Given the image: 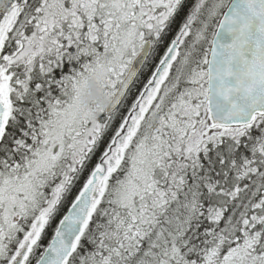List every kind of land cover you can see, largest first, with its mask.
<instances>
[{
    "label": "snow or ice",
    "instance_id": "snow-or-ice-1",
    "mask_svg": "<svg viewBox=\"0 0 264 264\" xmlns=\"http://www.w3.org/2000/svg\"><path fill=\"white\" fill-rule=\"evenodd\" d=\"M0 264H264V0H0Z\"/></svg>",
    "mask_w": 264,
    "mask_h": 264
},
{
    "label": "clouds",
    "instance_id": "clouds-1",
    "mask_svg": "<svg viewBox=\"0 0 264 264\" xmlns=\"http://www.w3.org/2000/svg\"><path fill=\"white\" fill-rule=\"evenodd\" d=\"M90 88L92 89V95L95 96L96 95V90H95V85H90Z\"/></svg>",
    "mask_w": 264,
    "mask_h": 264
}]
</instances>
